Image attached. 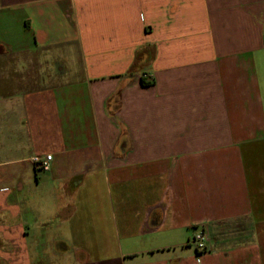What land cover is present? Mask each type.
I'll use <instances>...</instances> for the list:
<instances>
[{"label":"crops","instance_id":"obj_1","mask_svg":"<svg viewBox=\"0 0 264 264\" xmlns=\"http://www.w3.org/2000/svg\"><path fill=\"white\" fill-rule=\"evenodd\" d=\"M0 264H264V0H0Z\"/></svg>","mask_w":264,"mask_h":264},{"label":"built area","instance_id":"obj_2","mask_svg":"<svg viewBox=\"0 0 264 264\" xmlns=\"http://www.w3.org/2000/svg\"><path fill=\"white\" fill-rule=\"evenodd\" d=\"M148 77V75H143V78ZM150 82V81H148ZM52 160V155H47L46 157L42 158H35L34 161L36 164L39 165V168L42 170H48L50 168ZM193 244L195 245L198 252L206 250V236L203 232H199L193 238Z\"/></svg>","mask_w":264,"mask_h":264},{"label":"trees","instance_id":"obj_3","mask_svg":"<svg viewBox=\"0 0 264 264\" xmlns=\"http://www.w3.org/2000/svg\"><path fill=\"white\" fill-rule=\"evenodd\" d=\"M143 84H147V83L144 81V79H143Z\"/></svg>","mask_w":264,"mask_h":264}]
</instances>
